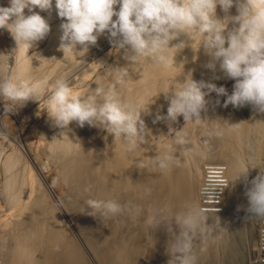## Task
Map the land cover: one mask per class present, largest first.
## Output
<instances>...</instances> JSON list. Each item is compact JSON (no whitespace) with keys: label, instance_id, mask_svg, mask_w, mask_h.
Wrapping results in <instances>:
<instances>
[{"label":"bare ground","instance_id":"bare-ground-1","mask_svg":"<svg viewBox=\"0 0 264 264\" xmlns=\"http://www.w3.org/2000/svg\"><path fill=\"white\" fill-rule=\"evenodd\" d=\"M252 2L264 3V0ZM7 4L8 0H0V5ZM33 11L45 18L50 31L26 53L25 47L15 44L7 30L0 29V80L11 75L36 84L34 100L19 106L20 118L35 121L36 126H32L37 138L36 150L58 169L57 182L63 189L60 188L62 194L58 203L55 202L61 212L54 208L52 195L42 188V182L33 188L26 185L20 151L15 148L17 152L6 155L1 163L0 193L3 204L18 206L15 215L19 218L8 232L0 233V264H170L167 246L176 227L172 224L170 233L169 224L162 222L156 226L153 216L170 217L185 202L197 206L200 185L207 188L212 182L221 181L216 179L220 169L217 165L228 169L229 175L224 213L203 215L206 224H213L214 230L210 234H198L194 239L195 264H248L252 247L255 249L256 224L263 217L247 211L246 194L251 180L260 172L264 112L249 104L239 108L222 107L224 97L221 96L206 101L200 113L201 120L210 122L207 126L184 121L175 128L176 122L163 119L153 122L157 114L166 115L168 100L164 94L174 88L175 79L183 80L179 66H164L151 58L127 64L124 50L114 49L107 32L97 38L95 45L89 46L85 56L73 58L59 49V26L63 20L57 17L54 4L50 10L34 8ZM24 12L29 14L27 9ZM216 15H224L219 6ZM228 15H237L235 0ZM189 39L191 42L181 35L171 42L184 40L186 44L175 55L174 63L183 61V73L191 70L193 80L219 84L218 80L225 76L218 64L208 69L206 64L210 58L203 48L198 49V38ZM26 55L33 56L31 65ZM124 66L129 75L118 82L115 68ZM57 79L67 80L73 91L81 95L89 89L115 86L125 102L137 104L141 110L147 107V114H141L147 131L144 140L137 147L128 148L127 141L113 137L99 126L80 127L73 121L67 130L55 127L47 117L46 98ZM217 124L221 126V135L209 136L208 132ZM178 135L184 137L185 144H175ZM34 136L28 135L33 139ZM166 152L173 154L179 165L161 171L153 166L150 158ZM204 162L211 165L207 171L201 169ZM30 177L38 180L34 174ZM89 199L115 200L122 205V211L116 216L101 215L88 205ZM232 208L242 213L240 219L233 218ZM216 218L220 228L215 227Z\"/></svg>","mask_w":264,"mask_h":264},{"label":"clouds","instance_id":"clouds-1","mask_svg":"<svg viewBox=\"0 0 264 264\" xmlns=\"http://www.w3.org/2000/svg\"><path fill=\"white\" fill-rule=\"evenodd\" d=\"M233 3L234 0H8L7 6L0 5V29L7 30L15 44H22L27 53L50 31L45 18L33 9L50 10L54 4L57 17L63 20L59 26L62 53L73 58L85 56L89 46L107 32L114 49L124 50L127 64L151 58L157 64L179 66L183 80H174V88L164 94L168 100L166 115L157 114L153 122L163 119L171 123L182 117L183 121L207 126L210 122L201 120L200 113L206 105L205 97L213 92L218 98L224 97L222 107L249 104L264 112V3L235 0L237 15L231 16L228 11ZM218 6L223 17L216 15ZM25 9L29 14H25ZM181 35L189 41V37L198 38V49L203 48L210 58L206 67L214 69L218 64L224 76L234 81L230 94L224 86L193 80L191 70L184 74L183 61L174 63L175 55L186 44L184 40L171 42ZM26 58L31 65L33 56ZM115 73L118 82L129 75L127 66L115 68ZM35 91L36 84L26 78L10 75L0 80V97L11 104L22 106L34 100ZM46 104L47 117L55 127L67 130L73 121L80 127L99 126L113 137L127 141L128 148L137 147L147 132L141 119L142 113L147 114V107L141 110L137 104L125 102L115 86L89 89L81 95L73 91L67 80L57 79L51 85ZM216 104H220L219 99ZM208 135L220 136L221 126L217 124ZM174 142L183 145L186 140L178 135ZM150 160L161 171L179 165V160L168 152ZM210 195L213 199V192ZM246 195L247 211L264 216V172L251 180ZM87 203L104 216H116L122 211V205L115 200L89 199ZM162 222L169 224L170 233L171 225L176 227L167 246L170 264H195L194 239L198 234H210L213 224H206L200 208L190 202L170 217L153 216L156 226ZM214 224L220 228L218 218Z\"/></svg>","mask_w":264,"mask_h":264},{"label":"rangeland","instance_id":"rangeland-1","mask_svg":"<svg viewBox=\"0 0 264 264\" xmlns=\"http://www.w3.org/2000/svg\"><path fill=\"white\" fill-rule=\"evenodd\" d=\"M224 80H226V81H224ZM218 82H219V84L217 83L218 87L219 86H224L225 89L227 90V92L229 94L231 93L232 86H233V83H234L233 80L228 79L226 77H224V78L222 77V78H220L218 80ZM214 84H216V83H214ZM214 95H216L214 92L213 93H209L206 96L205 100L208 101V100H210L212 98H217V96L215 97ZM7 102L8 101L5 98L0 97V155L3 156L2 158L0 156V158H1L0 159V178H1L0 179V189H1L2 181H3V173H1V171H2L1 163L3 164V159H6L5 158L6 155H9V154L11 155V153H12L11 151L17 152L16 151V149H17L18 151H20V153L19 152L18 153L20 154V157L22 158V159H20L22 161L21 165L24 167V169H26L25 170V172H26L25 173L26 185L33 188L34 186L37 187L39 185V182H42L41 183L42 184V188L45 191H47V193H49L50 196L52 195L51 197L50 196L49 197L53 200L52 203L54 205V208L57 209V212H59V211L61 212L60 206H59V204H57L58 203L57 201H58V198H60V196L62 194V189H63L62 187L63 186L61 185L62 186L61 187L60 183L57 182L58 179H59L58 178V176H59L58 169L57 168H56L57 170L55 169V167L52 165V163H50L51 161L47 158L46 155L40 153L41 156H39V153L36 150L35 146H36L37 138L34 136L35 135V133H34V128L35 127L33 128V126H36V123H35V121H33L32 118H27L26 120H25L24 117L20 118V115H22V110H20V107L18 105L11 104V102H8V103ZM10 104H11V107H8V105H10ZM1 110H3V111L1 112ZM4 117H5L6 120L4 119ZM23 119H24L25 122L23 121ZM21 121H22V123H21ZM183 123H184L183 118L182 117H178L176 123L174 124V127L175 128H179L180 126H182ZM17 124H19V125H17ZM33 124H35V125H33ZM8 126H9V128H8ZM20 126L22 128L21 130H20ZM29 128H31V129H29ZM29 130H30V133L28 134L27 132H29ZM31 130H32V132H31ZM22 132H24V133L22 134ZM11 134H12L13 137L11 136ZM13 134L16 135V136H14ZM30 134H31V136H34V139H33V137H31V138L28 137V135H30ZM16 140H18V141H16ZM19 140H21V141H19ZM25 140H27L28 142L26 143ZM32 141H34V142H32ZM1 142H2L3 145L1 144ZM12 142L14 143V145L17 144V145H15L16 147L12 144ZM18 142H21L22 144L21 143L18 144ZM29 144H30V146H29ZM31 148H32V150H30ZM3 149H4V152H3ZM7 149H8V151L5 152V150H7ZM240 151L238 150V154L239 155L241 154ZM32 153H34V155H32ZM35 154H37V155H35ZM45 158H47V160ZM263 160H264V150H262V153H261L260 172H263V169H262ZM207 164L208 163L204 162L201 165V169H203V166L207 165ZM51 167H54V168H51ZM29 169H31V170H29ZM51 169H55L56 172H55V170L52 171ZM30 174H32V175L34 174L35 177L38 180H36L35 178H31ZM228 182H229V175H228ZM198 185H199V181H198ZM198 185H197V187H198ZM60 188H62V189H60ZM59 189L61 190L60 192H59ZM49 191H51L52 193L49 192ZM196 195H197L196 196V201H198V194H196ZM53 196L55 197L54 198L55 200L53 199ZM3 203H5V201L2 198L1 193H0V233H2V231L4 233L8 232L13 227L14 222L19 218V216L15 215V213H17L16 211L18 209L17 205H13V206L10 207L7 204L5 205ZM196 204H197V202H196ZM231 212H232L231 215L233 216V218L235 220L240 219L242 213L239 214L240 212L236 208H232ZM222 214H220V215H222ZM263 219H264V216L261 217L257 221V224H256V236H255L256 243H255V240H254L255 249H254V246H253L252 247V251H251V255L247 259L248 264H257L255 261L259 260L261 258V255L259 253L260 222ZM2 220H3L4 224L2 223ZM86 227H87V225H86ZM196 264H198V263H196Z\"/></svg>","mask_w":264,"mask_h":264},{"label":"built area","instance_id":"built-area-1","mask_svg":"<svg viewBox=\"0 0 264 264\" xmlns=\"http://www.w3.org/2000/svg\"><path fill=\"white\" fill-rule=\"evenodd\" d=\"M217 174L218 177L216 179L221 181H214L210 186L204 188V186L200 185V190L198 193V201L197 207L200 208L203 215H220L224 213L222 211V207L224 204V195L227 192L229 187L228 182V169L224 167H220ZM211 167L210 164L204 165L203 169L205 171L209 170L207 168ZM202 169V171H203ZM207 169V170H206ZM263 172H264V160H263ZM204 173V172H203ZM213 192V199L210 193ZM259 253L261 258L256 260L257 264H264V219L260 222V245H259Z\"/></svg>","mask_w":264,"mask_h":264}]
</instances>
